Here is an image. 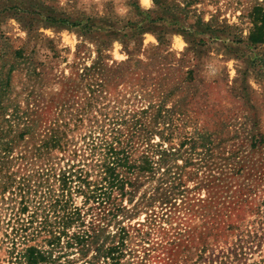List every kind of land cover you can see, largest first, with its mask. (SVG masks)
<instances>
[{
  "label": "rangeland",
  "instance_id": "rangeland-1",
  "mask_svg": "<svg viewBox=\"0 0 264 264\" xmlns=\"http://www.w3.org/2000/svg\"><path fill=\"white\" fill-rule=\"evenodd\" d=\"M148 1L0 0V133L15 145L1 175L58 194L52 169L72 159L100 181L91 148L115 139L130 182L111 201L75 183L66 235L39 218L15 247L21 198L0 194V264L28 248L103 264L119 238L122 264H264V43L249 40L264 0ZM145 157L150 171L123 167Z\"/></svg>",
  "mask_w": 264,
  "mask_h": 264
},
{
  "label": "trees",
  "instance_id": "trees-1",
  "mask_svg": "<svg viewBox=\"0 0 264 264\" xmlns=\"http://www.w3.org/2000/svg\"><path fill=\"white\" fill-rule=\"evenodd\" d=\"M256 16L255 20L261 19V26L255 27V30L250 35V42L253 45L262 44L264 43V12H262V9L257 8L256 9ZM49 19L53 21H57L54 18ZM58 22H64V21H58ZM0 153H3L5 156L9 155L14 148V143L4 141L5 140V133H0ZM22 139L24 138L23 134ZM118 140H113L111 142H103L101 146H95L91 148V153L96 152V150L101 151V160L99 163V166L97 170H100L99 172L101 175L100 181L97 179L95 181H90L89 178L91 176L88 174V170H76L75 164H70L72 159L69 160L64 167L54 168L52 169L54 172L55 181L58 183V191L59 193H55L56 190L50 192L47 196H43L42 194L40 196H37V191H35V194L33 196L32 193V186L29 183V181L21 182L16 180V174L9 173L4 174L3 171L0 168V194L1 198L3 199V204H7V201L11 199L13 201V197L16 195V197L19 195L21 198V201L18 203V211L14 215V223L12 225L11 222L7 223V226L10 228L12 227V230L10 234H7V238H13L11 240L13 247L17 245V238H27V233L33 228V225L38 222L39 218H43L44 222L40 225H43V229L46 233H49L51 235V238H60L61 236H65L66 232L65 230L73 223V217L75 214H73V217L70 213H67L68 210V198L70 197L72 188H74V184L77 183V186L79 189H81L83 192V195L86 196L87 201H95L99 200L101 196L106 197V200H110V195L112 192L118 191L119 196L122 198L126 196V188L130 185V182L127 180V178L120 177L118 174H115L114 166L118 165L120 162H124V158H121V150H117V148L114 146ZM60 140H53L51 143H49L50 149H55L60 147L61 151H66V147H68V141L65 143V145L60 146ZM98 145V144H97ZM47 149L48 146L46 145H40L39 148ZM37 151H41V149H37ZM128 158V157H127ZM61 160H59L60 162ZM140 161V160H139ZM78 167V166H77ZM85 167L86 164H85ZM123 167L128 170L129 172L133 173L136 169L142 172L150 171L152 168V162L148 157L143 158L142 161L139 162L138 165L136 164H129V162H126ZM92 167L89 166V170H91ZM51 170V171H52ZM59 171V172H58ZM85 171V172H84ZM44 175V173H43ZM76 188V185H75ZM16 191H19L16 193ZM6 192L10 193L11 197L5 199ZM45 201H47V205H44ZM120 208L119 205L116 206V209L113 211L116 212ZM31 209V210H30ZM60 209V210H59ZM63 212V216H60V212ZM52 216H51V214ZM26 214L28 216H26ZM50 214V215H49ZM59 215V216H58ZM51 216V217H50ZM59 219L60 221H52L51 218ZM12 220V219H11ZM10 220V221H11ZM49 222V223H48ZM124 233L125 231L122 230ZM96 234V230H93L92 233L90 232V235H76L73 238H82V242H84V238H90L91 236L94 237ZM114 239V238H113ZM54 242L52 243V245ZM113 244V243H112ZM120 246H124V238H119L117 242H115L112 246H109L104 252H103V258L104 262L103 264H108L106 260H110L111 263L109 264H122L121 260L123 257V254L120 253ZM118 254V255H117ZM19 258L24 259L26 264H39V263H48V258L45 256V253L38 251L35 248H28L25 250H21L19 252ZM139 258V257H138ZM18 259V258H17ZM143 262H141L142 264ZM139 264V263H137Z\"/></svg>",
  "mask_w": 264,
  "mask_h": 264
},
{
  "label": "bare ground",
  "instance_id": "bare-ground-1",
  "mask_svg": "<svg viewBox=\"0 0 264 264\" xmlns=\"http://www.w3.org/2000/svg\"><path fill=\"white\" fill-rule=\"evenodd\" d=\"M144 2H145L146 4H148V3H149V1H148V0H144Z\"/></svg>",
  "mask_w": 264,
  "mask_h": 264
}]
</instances>
